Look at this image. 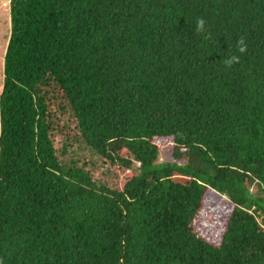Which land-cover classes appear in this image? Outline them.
<instances>
[{"label": "trees", "instance_id": "obj_1", "mask_svg": "<svg viewBox=\"0 0 264 264\" xmlns=\"http://www.w3.org/2000/svg\"><path fill=\"white\" fill-rule=\"evenodd\" d=\"M10 16L0 264H264V0H11ZM209 191L234 205L218 244L195 228Z\"/></svg>", "mask_w": 264, "mask_h": 264}, {"label": "rangeland", "instance_id": "obj_2", "mask_svg": "<svg viewBox=\"0 0 264 264\" xmlns=\"http://www.w3.org/2000/svg\"><path fill=\"white\" fill-rule=\"evenodd\" d=\"M10 3L11 0H0V94L4 85V61L11 33ZM70 138L75 139V136L71 135ZM65 140H67V137L64 134L54 136V147L56 148L58 153L62 151ZM155 143L161 149L159 160L161 162L168 160L172 161L173 159H171V152L174 149L172 139L156 138ZM106 168L107 167L98 164L94 169L91 170V173L93 177L96 178L100 174H103L104 169ZM111 179L112 185H110L112 188H122L124 183L122 178L115 176ZM207 195L209 197V200L205 202L204 207L206 211L203 212L204 218L200 222L202 226L196 225L195 228L202 236L205 237V239H208L209 241H213L216 230L217 236L214 239V242L218 244L220 243L221 233H223L224 231V226L232 215L234 205H231L227 198H224L223 196H220L218 194H214L212 193V191H209Z\"/></svg>", "mask_w": 264, "mask_h": 264}, {"label": "clouds", "instance_id": "obj_3", "mask_svg": "<svg viewBox=\"0 0 264 264\" xmlns=\"http://www.w3.org/2000/svg\"><path fill=\"white\" fill-rule=\"evenodd\" d=\"M206 30V21L203 18H198L196 21V32L197 34H202ZM237 50L239 53L244 54L247 52V44L244 37H240L237 41ZM226 67H231L233 64L239 63V56L230 55L226 56L223 60Z\"/></svg>", "mask_w": 264, "mask_h": 264}]
</instances>
